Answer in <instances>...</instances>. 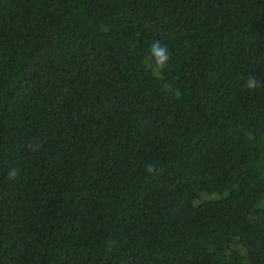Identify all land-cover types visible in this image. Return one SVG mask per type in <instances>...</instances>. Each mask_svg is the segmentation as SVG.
<instances>
[{"label":"trees","instance_id":"16d2710c","mask_svg":"<svg viewBox=\"0 0 264 264\" xmlns=\"http://www.w3.org/2000/svg\"><path fill=\"white\" fill-rule=\"evenodd\" d=\"M248 77L264 0H0V264H264Z\"/></svg>","mask_w":264,"mask_h":264},{"label":"clouds","instance_id":"9594fccd","mask_svg":"<svg viewBox=\"0 0 264 264\" xmlns=\"http://www.w3.org/2000/svg\"><path fill=\"white\" fill-rule=\"evenodd\" d=\"M150 62L149 67L152 73L155 75L157 73L163 72L170 62V52L168 47L161 43L160 41H153L150 45ZM262 83L258 81L255 77H248L245 83V87L250 91H255L257 88L262 87ZM147 172L152 173L155 171L154 165H148ZM15 170L10 173V176H15ZM115 241L109 242V247H111Z\"/></svg>","mask_w":264,"mask_h":264}]
</instances>
